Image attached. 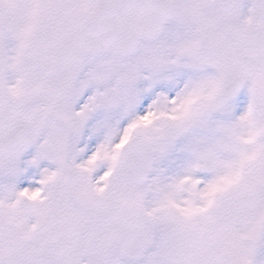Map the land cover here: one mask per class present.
Segmentation results:
<instances>
[{
	"label": "snow or ice",
	"instance_id": "6c2138e0",
	"mask_svg": "<svg viewBox=\"0 0 264 264\" xmlns=\"http://www.w3.org/2000/svg\"><path fill=\"white\" fill-rule=\"evenodd\" d=\"M0 264H264V0H0Z\"/></svg>",
	"mask_w": 264,
	"mask_h": 264
}]
</instances>
